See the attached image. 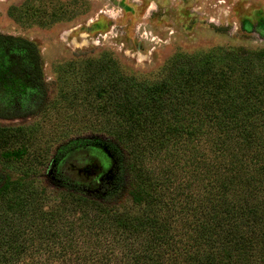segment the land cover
Instances as JSON below:
<instances>
[{"label":"trees","instance_id":"16d2710c","mask_svg":"<svg viewBox=\"0 0 264 264\" xmlns=\"http://www.w3.org/2000/svg\"><path fill=\"white\" fill-rule=\"evenodd\" d=\"M0 41L27 53L47 98L36 45ZM117 67L89 64L72 98L77 127L111 139L126 198L86 197L58 176L67 192L49 204L31 177H3L0 264H264V50L178 54L152 81Z\"/></svg>","mask_w":264,"mask_h":264},{"label":"rangeland","instance_id":"374dc122","mask_svg":"<svg viewBox=\"0 0 264 264\" xmlns=\"http://www.w3.org/2000/svg\"><path fill=\"white\" fill-rule=\"evenodd\" d=\"M0 37L36 45L47 91L46 98L29 78L26 52L0 46V110L9 114L0 118L8 136L0 147V182L31 177L52 204L67 192L56 166L72 146L111 151L109 137L75 123L72 94L89 64L114 61L115 78L152 81L178 54L264 50V0H0ZM74 191L126 198L123 178L114 173L97 191Z\"/></svg>","mask_w":264,"mask_h":264},{"label":"water","instance_id":"95a60500","mask_svg":"<svg viewBox=\"0 0 264 264\" xmlns=\"http://www.w3.org/2000/svg\"><path fill=\"white\" fill-rule=\"evenodd\" d=\"M97 150L106 153L104 158L98 157ZM114 166L115 163L110 158L108 150L103 146H95L85 151H78L59 161L56 166V175L86 187L90 191H97L113 173Z\"/></svg>","mask_w":264,"mask_h":264}]
</instances>
